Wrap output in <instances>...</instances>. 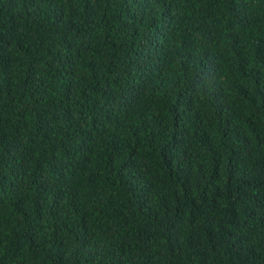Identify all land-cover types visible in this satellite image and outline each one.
<instances>
[{"label":"trees","instance_id":"obj_1","mask_svg":"<svg viewBox=\"0 0 264 264\" xmlns=\"http://www.w3.org/2000/svg\"><path fill=\"white\" fill-rule=\"evenodd\" d=\"M0 264H264V0H0Z\"/></svg>","mask_w":264,"mask_h":264}]
</instances>
